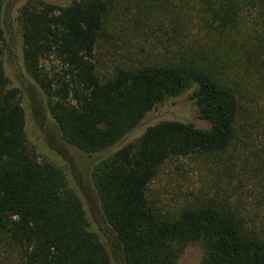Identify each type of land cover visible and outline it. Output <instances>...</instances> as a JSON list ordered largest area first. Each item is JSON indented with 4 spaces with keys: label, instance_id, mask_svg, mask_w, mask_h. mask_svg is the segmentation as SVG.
Segmentation results:
<instances>
[{
    "label": "trees",
    "instance_id": "16d2710c",
    "mask_svg": "<svg viewBox=\"0 0 264 264\" xmlns=\"http://www.w3.org/2000/svg\"><path fill=\"white\" fill-rule=\"evenodd\" d=\"M8 1L0 0V231L23 264H177L182 247L200 242L201 264H264V227L213 203L165 217L148 195L170 160L224 155L241 133L248 148L252 131H264V0H152L149 20L168 16L173 26L163 55L107 80L95 52L109 0L22 8L23 68L64 144L95 160L107 240L68 177L29 146L20 93L2 61ZM188 92L203 127L163 121L119 148L150 113Z\"/></svg>",
    "mask_w": 264,
    "mask_h": 264
},
{
    "label": "rangeland",
    "instance_id": "374dc122",
    "mask_svg": "<svg viewBox=\"0 0 264 264\" xmlns=\"http://www.w3.org/2000/svg\"><path fill=\"white\" fill-rule=\"evenodd\" d=\"M39 1L58 7L72 3V0H9L2 16L6 33L2 61L11 87L20 93L30 148L39 161L53 164L68 177L86 208L91 228L102 232L100 237L107 240L91 177L95 160L64 144L48 111L45 95L23 68L20 13L26 4ZM109 1L111 9L95 52V64L103 80L111 78L117 69H131L160 59L170 37L166 34L173 31L168 16L163 23L157 18L149 20L147 10L152 0ZM192 32L190 25L185 35ZM190 94L169 100L150 113L119 148L137 142L149 127L163 121L192 122L203 127L197 120L196 106L189 101ZM252 132L248 148L240 146L241 133L234 147L224 155H198L167 162L149 188L150 201L169 218L183 209L213 203L234 211L250 225L264 227V159L254 157V153L263 156L264 131L259 128ZM205 252L201 242L188 244L182 247L177 264H201ZM0 264H23L18 250L1 231Z\"/></svg>",
    "mask_w": 264,
    "mask_h": 264
}]
</instances>
